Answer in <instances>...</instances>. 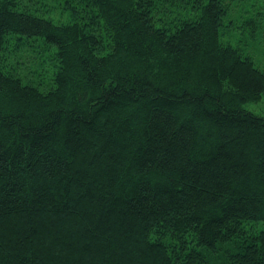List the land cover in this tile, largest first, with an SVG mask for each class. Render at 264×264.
Returning a JSON list of instances; mask_svg holds the SVG:
<instances>
[{"label": "trees", "instance_id": "16d2710c", "mask_svg": "<svg viewBox=\"0 0 264 264\" xmlns=\"http://www.w3.org/2000/svg\"><path fill=\"white\" fill-rule=\"evenodd\" d=\"M261 1L0 0V264H264Z\"/></svg>", "mask_w": 264, "mask_h": 264}, {"label": "rangeland", "instance_id": "374dc122", "mask_svg": "<svg viewBox=\"0 0 264 264\" xmlns=\"http://www.w3.org/2000/svg\"><path fill=\"white\" fill-rule=\"evenodd\" d=\"M261 2L263 3L264 0H262ZM244 7H247L248 8V6H244ZM244 11L245 10H242L239 14H240L241 17H244L245 18L247 15L245 13H243ZM55 18H60V16H56L55 15ZM244 18H242V19H244ZM263 43H264V40L261 41V44H258V45H255L254 44L253 47H252V49H251V52H250L251 56H253V58H254V61H255L256 66H261L262 65L263 59H262V56L260 55L259 51L262 48ZM256 53H259V56H261L260 60L258 58H256V56H254V54H256ZM246 106H245L246 109L251 110L253 112L255 111V112H257V113H259L261 115H264V114H262L263 113L262 111H264L263 110L264 109V97L262 98V100L260 102L253 103V104H248Z\"/></svg>", "mask_w": 264, "mask_h": 264}]
</instances>
